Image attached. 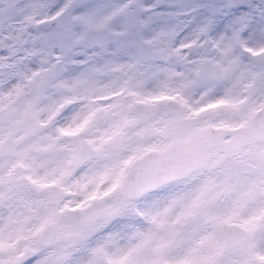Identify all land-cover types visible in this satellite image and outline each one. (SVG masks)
I'll return each mask as SVG.
<instances>
[{
    "label": "snow or ice",
    "instance_id": "6c2138e0",
    "mask_svg": "<svg viewBox=\"0 0 264 264\" xmlns=\"http://www.w3.org/2000/svg\"><path fill=\"white\" fill-rule=\"evenodd\" d=\"M0 264H264V0H0Z\"/></svg>",
    "mask_w": 264,
    "mask_h": 264
}]
</instances>
